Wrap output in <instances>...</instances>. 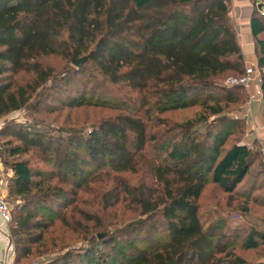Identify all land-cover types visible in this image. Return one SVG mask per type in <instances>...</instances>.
Segmentation results:
<instances>
[{
	"label": "trees",
	"instance_id": "obj_1",
	"mask_svg": "<svg viewBox=\"0 0 264 264\" xmlns=\"http://www.w3.org/2000/svg\"><path fill=\"white\" fill-rule=\"evenodd\" d=\"M250 29L264 96V9L252 13ZM47 56L88 57L86 63L98 74L95 89L84 86L79 95H67V107L94 106L120 114L85 137L3 123L0 162L12 173L9 198L20 201L10 223L15 264L57 247L50 249L44 237L53 225L49 214L56 203L72 202L88 178L86 168L136 173L147 154L155 159L148 167L153 185L123 183L111 197L107 194L104 206L122 199L145 217L137 222L139 228L155 218L149 230L159 231L158 236L146 247L138 245V235L124 241L105 238L41 264H224L223 258L246 264L227 251L239 233L204 229L197 204L209 183L235 192L252 165L246 143L225 147L242 123L224 115L222 104L238 103L243 88L216 83L245 70L229 0H0V121L32 100L33 112L55 111L52 103L70 81L63 82L37 61ZM21 73H32V83L18 86L14 77ZM119 88L127 93L117 95ZM215 91L218 98L211 100ZM194 106L201 109L197 118L176 125L157 118L153 124L168 128L149 131L152 116ZM210 116L214 120L207 123ZM201 124L207 128L203 133ZM31 152L40 154L50 170L19 159ZM240 242L242 250H256L264 244V232L251 228ZM106 248L109 254L101 255L99 249Z\"/></svg>",
	"mask_w": 264,
	"mask_h": 264
},
{
	"label": "rangeland",
	"instance_id": "obj_2",
	"mask_svg": "<svg viewBox=\"0 0 264 264\" xmlns=\"http://www.w3.org/2000/svg\"><path fill=\"white\" fill-rule=\"evenodd\" d=\"M245 1L250 5L252 13L257 10V4L262 3L264 5V2ZM232 8L233 1L229 0V13ZM37 61L45 69L52 71L54 75L63 79V82L67 79L70 81L68 85L62 84L63 87H61L60 91L61 98L58 102L52 103L54 105L52 108L55 111L52 113L33 112L31 108L33 107L34 100H32L28 107L22 111L3 118L0 121V125H3L4 122L15 121L32 128H38L53 136L66 137L73 134L85 137L100 122L120 114L118 111L94 106L67 107V95H79L84 86L90 90L91 87L95 89L99 84L98 74L95 73L91 64L85 63L77 72L75 71L77 68L72 65L71 60L60 56L40 57ZM231 77H234L233 73L221 77L216 83L218 86H222V83ZM33 79L34 75L32 73H21L14 77V82L18 86H25L26 84H31ZM104 87L109 88V84L105 83ZM258 88L260 87L255 82L247 90L243 89L240 92L238 103L222 104L226 106L224 115L239 120L242 123L240 128L232 131L225 147L228 148L236 142H243L251 148L252 165L249 174L242 184L236 188L235 192L230 194L209 183L197 201L199 208L198 215L204 229L214 228L217 233L224 232L234 236L238 235L239 239L232 238L233 242L229 244L227 251L243 259L246 264H264V244L260 245L256 250L244 251L241 248L240 242L245 233L249 232L251 228L264 232V139L256 138L254 135L258 132L264 133V96L262 92V98L258 99L255 96ZM115 92H117V95H125L127 93V91L120 88ZM213 95H217L216 91L211 94V100L218 98ZM130 97L133 99L137 98L135 94H132ZM202 99L203 97H200L199 101H202ZM255 104H260L261 106L258 113L256 112ZM252 112H254V115L259 116L260 120L257 123ZM200 113V107L194 106L185 110L152 116L149 122V131L151 133L164 131L168 128L167 125H176L189 119L197 118ZM157 118L164 119L167 125L153 124V121ZM213 120L214 117L210 116L207 119V123ZM199 130L203 133L207 128L201 124ZM153 157L154 154H147L140 161V169L136 173H113L107 169L86 168V171L89 172L88 178L79 189L75 190V194L72 195V202L70 204H64L63 202L56 203L57 206H54L52 212L49 214V216L54 218L53 225L44 233V237L50 249L51 247H57L52 249L50 254H35L19 263L41 264L49 258L53 259L67 253L81 251L89 246H96V243L105 238L124 241L134 235H138V245L146 247L149 244L148 241L156 238L159 233V231L152 233L149 230V226L154 224L155 218L146 219L145 224H142L144 226L139 228L140 225L137 222L141 220L144 222L145 217L140 216L139 211L135 210L134 207L132 208L129 203L123 202L121 199L118 203L113 204L109 200V206H104V204L107 194L109 193V197H111L114 191H119V187L123 183H126L130 187L137 186L140 183L153 185V179L148 169L150 162L152 163L155 160ZM19 159H27L30 166L34 169L42 171L50 170V166L36 152L20 156ZM5 170L1 173L4 183L3 192L6 201L11 207V215L13 217V209L20 201L9 198V188L7 186L11 173L10 170ZM63 187L71 189L70 186ZM236 232L240 235L236 234ZM99 251L104 256L109 254V248L99 249ZM223 262L224 264H232L228 258H223Z\"/></svg>",
	"mask_w": 264,
	"mask_h": 264
},
{
	"label": "built area",
	"instance_id": "obj_3",
	"mask_svg": "<svg viewBox=\"0 0 264 264\" xmlns=\"http://www.w3.org/2000/svg\"><path fill=\"white\" fill-rule=\"evenodd\" d=\"M255 82L260 87V73L253 67H245L241 75L226 79L222 86L226 88L240 86L247 90ZM255 96L258 99L262 98L261 88L257 89ZM1 175L0 172V264H15V249L10 234L11 207L4 196V183Z\"/></svg>",
	"mask_w": 264,
	"mask_h": 264
},
{
	"label": "crops",
	"instance_id": "obj_4",
	"mask_svg": "<svg viewBox=\"0 0 264 264\" xmlns=\"http://www.w3.org/2000/svg\"><path fill=\"white\" fill-rule=\"evenodd\" d=\"M233 8L229 13L233 27L237 36V43L241 49L245 67H253L258 71L257 68V57L255 51V43L251 34L250 19L252 10L250 5L245 0H232ZM256 112L258 113L261 109L260 104H255ZM254 115V112H252ZM256 123L258 122L259 116H253ZM2 125H0L1 128ZM256 138L264 139V133H255ZM5 168L0 162V172H4ZM9 171V170H5ZM11 173V171H10ZM12 175V173H11Z\"/></svg>",
	"mask_w": 264,
	"mask_h": 264
},
{
	"label": "water",
	"instance_id": "obj_5",
	"mask_svg": "<svg viewBox=\"0 0 264 264\" xmlns=\"http://www.w3.org/2000/svg\"><path fill=\"white\" fill-rule=\"evenodd\" d=\"M257 6V10L258 11H263L264 9V5L262 3H259L256 5ZM88 61V57H83V58H79V59H73L71 61L72 65L75 66L76 68H80L81 66H83L86 62Z\"/></svg>",
	"mask_w": 264,
	"mask_h": 264
}]
</instances>
